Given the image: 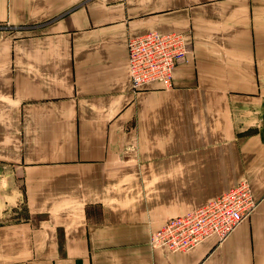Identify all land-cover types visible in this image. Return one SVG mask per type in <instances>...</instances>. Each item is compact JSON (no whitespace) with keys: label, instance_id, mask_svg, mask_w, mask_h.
I'll use <instances>...</instances> for the list:
<instances>
[{"label":"crops","instance_id":"1","mask_svg":"<svg viewBox=\"0 0 264 264\" xmlns=\"http://www.w3.org/2000/svg\"><path fill=\"white\" fill-rule=\"evenodd\" d=\"M150 32L187 54L133 90ZM243 180L225 240L149 245ZM0 264H264V0H0Z\"/></svg>","mask_w":264,"mask_h":264},{"label":"built area","instance_id":"2","mask_svg":"<svg viewBox=\"0 0 264 264\" xmlns=\"http://www.w3.org/2000/svg\"><path fill=\"white\" fill-rule=\"evenodd\" d=\"M127 72L133 90L156 84L172 87L175 66L184 60L187 49L180 33L150 32L126 41ZM247 181H240L202 207L169 218L149 235L151 247L170 252L191 250L202 241L215 237L225 240L255 209Z\"/></svg>","mask_w":264,"mask_h":264}]
</instances>
